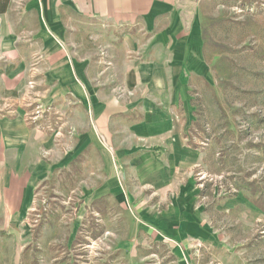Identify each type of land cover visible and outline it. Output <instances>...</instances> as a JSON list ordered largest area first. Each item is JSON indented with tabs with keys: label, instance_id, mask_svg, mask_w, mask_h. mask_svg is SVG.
<instances>
[{
	"label": "crops",
	"instance_id": "crops-1",
	"mask_svg": "<svg viewBox=\"0 0 264 264\" xmlns=\"http://www.w3.org/2000/svg\"><path fill=\"white\" fill-rule=\"evenodd\" d=\"M199 3L0 0L1 227L23 223L50 186L78 197L73 235L88 233V214L97 234L120 222L116 250L134 264H248L229 246L264 212L238 190L203 189V137L189 109L192 89L209 81ZM65 8L98 30L91 38L114 37L111 48L78 57ZM28 104L51 109L55 131L43 120L36 128Z\"/></svg>",
	"mask_w": 264,
	"mask_h": 264
},
{
	"label": "rangeland",
	"instance_id": "rangeland-1",
	"mask_svg": "<svg viewBox=\"0 0 264 264\" xmlns=\"http://www.w3.org/2000/svg\"><path fill=\"white\" fill-rule=\"evenodd\" d=\"M199 5L209 81L192 89L189 109L192 127L203 137L199 148L206 165L203 189L207 195L215 184L223 194L238 190L264 208V0H200ZM64 15L72 32L69 47L78 57L89 48L96 50L94 57L107 45L111 48L114 37L91 38L98 30L89 31L70 9L65 8ZM184 110L182 106L177 110L183 121ZM74 195L68 199L66 192L44 186L23 223L3 228L0 221V264H134L116 250L124 231L120 222L107 221L110 233L97 234L95 215L88 214L84 227L88 233L73 235L79 203ZM223 221L222 232L231 244L232 220ZM256 223L233 239L238 245L229 246L240 251V262L264 264V215ZM224 254L218 248L217 255L225 258Z\"/></svg>",
	"mask_w": 264,
	"mask_h": 264
},
{
	"label": "built area",
	"instance_id": "built-area-1",
	"mask_svg": "<svg viewBox=\"0 0 264 264\" xmlns=\"http://www.w3.org/2000/svg\"><path fill=\"white\" fill-rule=\"evenodd\" d=\"M27 90H26V95L34 100V95L36 94V87L37 84L33 81L27 83ZM29 108H32L30 111V115L28 116V119L33 122L34 124H37V122H39L40 120L49 122L50 124H46V126H44L45 128H47L50 132L55 131V127H53V125L51 124V109L45 107L42 104H38L36 105V107H33L32 104H28L27 105ZM34 110V111H33ZM3 111H5L3 109V107L0 105V114H3ZM7 112H11L10 109L7 110ZM39 125L37 124L36 128Z\"/></svg>",
	"mask_w": 264,
	"mask_h": 264
},
{
	"label": "trees",
	"instance_id": "trees-1",
	"mask_svg": "<svg viewBox=\"0 0 264 264\" xmlns=\"http://www.w3.org/2000/svg\"><path fill=\"white\" fill-rule=\"evenodd\" d=\"M6 5H4V7H5ZM4 7H3V9H0V13H2V12H4ZM200 125V124H199ZM198 125V126H199ZM253 186V184L252 183H248L247 185H246V187L251 191V192H253V193H255V188H253L252 187ZM255 195H256V193H255ZM254 204L260 209H262V210H264V208L263 207H261L260 205V203H257V201L255 202L254 201ZM97 239V238H96Z\"/></svg>",
	"mask_w": 264,
	"mask_h": 264
}]
</instances>
